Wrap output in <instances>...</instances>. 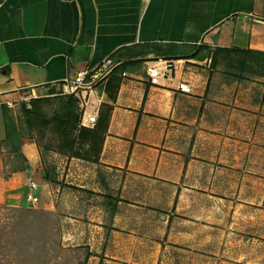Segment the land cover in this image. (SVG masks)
Masks as SVG:
<instances>
[{
    "label": "crops",
    "instance_id": "obj_1",
    "mask_svg": "<svg viewBox=\"0 0 264 264\" xmlns=\"http://www.w3.org/2000/svg\"><path fill=\"white\" fill-rule=\"evenodd\" d=\"M156 45L179 52L142 55ZM203 48L264 53V0H0V179L1 142L13 137L16 107L59 96L79 72L112 59L119 70L82 91L98 115L84 127L92 133L84 143L98 140V163L108 171L180 187L189 176L197 182L216 128L242 125L246 110L264 102V85L212 68L205 54L193 57ZM157 60L174 69L153 85L146 64ZM182 82L191 94L179 91ZM38 151L32 148L28 184H37L40 198L48 181ZM23 180L13 173L4 181L9 202Z\"/></svg>",
    "mask_w": 264,
    "mask_h": 264
},
{
    "label": "rangeland",
    "instance_id": "obj_2",
    "mask_svg": "<svg viewBox=\"0 0 264 264\" xmlns=\"http://www.w3.org/2000/svg\"><path fill=\"white\" fill-rule=\"evenodd\" d=\"M58 106H40L30 130L18 105L19 151L2 140L6 178L24 180L0 204V264H264V102L216 128L209 166L182 187L102 168L97 139L70 147ZM34 146L57 175L37 204Z\"/></svg>",
    "mask_w": 264,
    "mask_h": 264
},
{
    "label": "trees",
    "instance_id": "obj_3",
    "mask_svg": "<svg viewBox=\"0 0 264 264\" xmlns=\"http://www.w3.org/2000/svg\"><path fill=\"white\" fill-rule=\"evenodd\" d=\"M147 49L142 55L155 53L159 56L176 55L179 49L173 47L163 46H147ZM201 54H205L211 61V67L239 80L251 81V82H264V53L254 52L250 50H237V49H216L211 51L208 49H200L193 55V57H199ZM120 66L115 71L119 70ZM124 68V67H122ZM58 101L59 106L56 110L55 121L61 124V128L66 133V138L69 140L70 147H74L75 144L85 142L91 136V132L86 128L80 126L81 110L79 100L74 96L61 95L50 98H32L29 102H21L20 112L26 118L30 130H33L36 126L35 121L39 117V107L44 103L51 101ZM20 139H24L22 135H19ZM14 147V151H19V145L13 137H7ZM2 146V142H1ZM27 162V156H23ZM44 179L48 182L57 179L55 174V167L51 166L47 162H44ZM6 176L0 179V204L7 205L9 201L5 196L4 181Z\"/></svg>",
    "mask_w": 264,
    "mask_h": 264
},
{
    "label": "built area",
    "instance_id": "obj_4",
    "mask_svg": "<svg viewBox=\"0 0 264 264\" xmlns=\"http://www.w3.org/2000/svg\"><path fill=\"white\" fill-rule=\"evenodd\" d=\"M117 67L118 64L114 60L107 59L92 70L79 72L74 82H66L61 95L75 96L79 100L81 107V127H93L98 121L97 112H88L89 95L83 94L82 91H91L94 87L105 82L115 72ZM173 69L172 62L167 60L150 61L146 64V72L153 85H159L162 78L170 79ZM179 91L182 94H191L192 87L189 83L182 82L179 84ZM29 101L30 99L25 100V102ZM28 186L30 192L27 193L26 200L32 204H37L40 200L39 196H37V184L30 181Z\"/></svg>",
    "mask_w": 264,
    "mask_h": 264
},
{
    "label": "water",
    "instance_id": "obj_5",
    "mask_svg": "<svg viewBox=\"0 0 264 264\" xmlns=\"http://www.w3.org/2000/svg\"><path fill=\"white\" fill-rule=\"evenodd\" d=\"M199 58H200V59H205V56H204V55H201ZM44 175H45V174H44Z\"/></svg>",
    "mask_w": 264,
    "mask_h": 264
}]
</instances>
